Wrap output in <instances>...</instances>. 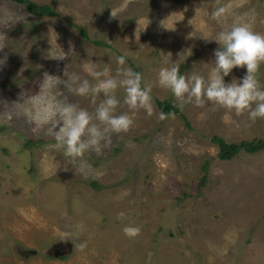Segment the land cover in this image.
Segmentation results:
<instances>
[{"label": "rangeland", "instance_id": "rangeland-1", "mask_svg": "<svg viewBox=\"0 0 264 264\" xmlns=\"http://www.w3.org/2000/svg\"><path fill=\"white\" fill-rule=\"evenodd\" d=\"M32 1L50 5L55 14L36 16L23 4L0 0L5 116V103L18 101L23 91H39L44 72L64 78L68 67L87 77L82 63L92 61L114 74L116 57L126 56L127 66L139 67L155 84L159 69L175 63L181 74L207 76L219 48L212 41L220 30L210 19L214 0ZM205 3L193 21L196 30L189 20ZM238 3V11L250 13L255 30L264 33V0ZM174 13L179 15L166 20ZM60 48L66 54L71 48V54L51 59L63 55ZM246 72L233 69L225 83ZM258 78L264 85V65ZM152 95L153 115L136 112L134 127L114 137L110 150L85 154L90 167L83 170L48 147L54 140L34 135L21 119L0 116V264H264V151L221 160L212 141L264 139V119L253 123L247 114L238 117L211 104L181 107L158 85ZM118 96L117 112H127L122 90ZM70 99L93 110L88 98ZM156 99L176 106L190 126L180 113L160 120ZM30 138L43 140L27 145ZM120 212L126 219L118 218ZM129 224L141 228L135 239L124 235Z\"/></svg>", "mask_w": 264, "mask_h": 264}, {"label": "clouds", "instance_id": "clouds-1", "mask_svg": "<svg viewBox=\"0 0 264 264\" xmlns=\"http://www.w3.org/2000/svg\"><path fill=\"white\" fill-rule=\"evenodd\" d=\"M214 2L216 6L210 13V19L220 25V30L212 41L219 48L213 53L215 61L207 76L196 71L181 74L179 64L175 63L171 67L160 68L154 84L127 66L126 56L116 57L118 66L114 74L110 66L101 68L102 63L89 61L82 63V69L91 79L69 71L68 67L63 70L64 78L44 72L39 81V91L21 92L18 101L10 105L5 103L7 115H4L3 109L0 116L8 121L21 119L34 135L54 140L55 143L48 147L62 150L65 157L79 163L81 170L90 167L85 160L86 153L102 155L111 149L114 137L126 134L134 127L136 112L144 110L148 116L153 115L152 93L157 85L170 91L181 107L192 104L203 108L211 104L214 109H224L238 117L247 114L253 123L257 119H264V85L258 78L264 65V33L255 30L250 13L238 11V0ZM206 6L205 3L195 7V18L189 20L196 30L193 21ZM115 12L112 9V17ZM174 15L179 14L174 13L166 20ZM136 22L135 37L140 40V21ZM205 35L201 33L203 39ZM192 36L193 33H190L188 38ZM4 47H0V50ZM60 50L63 55L51 59L63 61L71 54V48L69 54ZM4 62L0 60V64ZM235 68H246L245 76L239 80L234 77L231 83H225V77L231 75ZM121 90L123 104L128 111L118 113L117 109L121 106L118 93ZM101 96L103 98L98 99ZM70 97L88 98L93 110L81 107ZM169 115L174 118V114ZM159 119L166 120L168 115L160 113ZM118 218L126 219L125 213L120 212ZM123 232L126 237L135 239L140 235L141 228L129 224L123 228ZM79 248L81 251L87 248V241L81 242Z\"/></svg>", "mask_w": 264, "mask_h": 264}, {"label": "trees", "instance_id": "trees-1", "mask_svg": "<svg viewBox=\"0 0 264 264\" xmlns=\"http://www.w3.org/2000/svg\"><path fill=\"white\" fill-rule=\"evenodd\" d=\"M18 4H23L28 12L36 16H45V15H53L55 14L54 10L51 8L50 5L47 4H37L32 0H11ZM80 32L85 38H89L85 29L80 27ZM97 45H105V42L100 40H92ZM134 71L140 72L139 67H135ZM158 109L164 113L165 115L172 114V113H180V110L171 104L166 99H156L155 100ZM180 116L183 117L185 124L190 126L186 117L180 113ZM43 139L39 138H30L27 141V145H37ZM212 141L218 147V157L221 160H229L238 155L240 152L246 153H257L259 151H264V139H257V140H242L238 143L227 142L225 139L219 136H214ZM207 163L204 165V171H207ZM206 175L202 177V184L205 183ZM92 185L97 186L96 183H92Z\"/></svg>", "mask_w": 264, "mask_h": 264}]
</instances>
